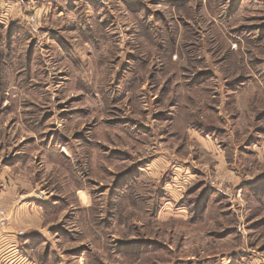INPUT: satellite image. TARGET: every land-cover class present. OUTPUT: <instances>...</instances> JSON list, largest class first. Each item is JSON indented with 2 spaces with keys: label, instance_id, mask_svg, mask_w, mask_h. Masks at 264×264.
<instances>
[{
  "label": "rangeland",
  "instance_id": "1",
  "mask_svg": "<svg viewBox=\"0 0 264 264\" xmlns=\"http://www.w3.org/2000/svg\"><path fill=\"white\" fill-rule=\"evenodd\" d=\"M4 182L25 264H264V0H0Z\"/></svg>",
  "mask_w": 264,
  "mask_h": 264
},
{
  "label": "crops",
  "instance_id": "2",
  "mask_svg": "<svg viewBox=\"0 0 264 264\" xmlns=\"http://www.w3.org/2000/svg\"><path fill=\"white\" fill-rule=\"evenodd\" d=\"M10 187L11 186L7 185V182H4L0 186V207L6 208L10 214V223L8 222V225L0 230V243L20 239L22 246L26 247L25 242H29L32 234L34 235L39 231L42 219L39 218L38 211L26 209L27 207H24L23 205L16 206L14 205V202L11 203L10 201L13 192L11 189L13 188ZM1 201H5L3 202V204H5L4 206L1 204ZM207 206L205 204L206 208Z\"/></svg>",
  "mask_w": 264,
  "mask_h": 264
},
{
  "label": "built area",
  "instance_id": "3",
  "mask_svg": "<svg viewBox=\"0 0 264 264\" xmlns=\"http://www.w3.org/2000/svg\"><path fill=\"white\" fill-rule=\"evenodd\" d=\"M33 23L35 20H31ZM10 214L0 207V230L8 225ZM17 239L0 243V264H25L26 255L22 252Z\"/></svg>",
  "mask_w": 264,
  "mask_h": 264
},
{
  "label": "trees",
  "instance_id": "4",
  "mask_svg": "<svg viewBox=\"0 0 264 264\" xmlns=\"http://www.w3.org/2000/svg\"><path fill=\"white\" fill-rule=\"evenodd\" d=\"M83 198H85V196H84ZM17 240H18V242H20V241H19L20 239H17ZM23 247H24V246H23Z\"/></svg>",
  "mask_w": 264,
  "mask_h": 264
}]
</instances>
